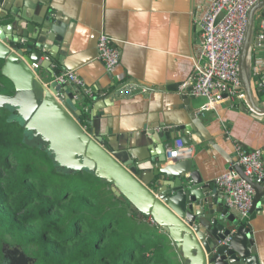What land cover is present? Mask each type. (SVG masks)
Masks as SVG:
<instances>
[{
	"label": "water",
	"instance_id": "95a60500",
	"mask_svg": "<svg viewBox=\"0 0 264 264\" xmlns=\"http://www.w3.org/2000/svg\"><path fill=\"white\" fill-rule=\"evenodd\" d=\"M51 3L52 0H0V72L4 79L0 85L12 89L0 92V110L9 111L7 120L20 124L24 140L37 141L58 166L73 172L87 169L93 172L92 176L110 183L117 196H125L168 234L177 264H261L251 221L264 205V182L245 174L239 157L237 160L231 157L218 144L193 104H186V115L177 123L171 126L161 123L162 130H157L158 125L143 130L152 143L161 145L162 151L160 146L155 152L150 147L146 154L140 150L138 140L123 148L114 142V134L109 131L88 130L82 122L84 110L77 104L75 93L68 84L56 80L63 71V67L53 65L60 59L55 54L56 48L40 42L38 36H30L36 25L54 30L56 8ZM263 7L264 0H260L249 10L239 60L245 100L236 101L242 112L264 120V106H258L254 100L248 70L255 15ZM32 9L40 13L39 20L30 18ZM222 16L220 13L216 23ZM43 57L46 59L42 60ZM34 63L39 67H33ZM41 68L50 70L51 81L42 78ZM184 85L183 82L171 89L179 91ZM192 89L190 83L181 90L184 100L194 98ZM194 135L212 144L232 165L231 169L254 189L247 216L242 217L226 204L192 158H167L178 139L183 145L197 144ZM2 252L1 264L35 263L15 244L4 243Z\"/></svg>",
	"mask_w": 264,
	"mask_h": 264
},
{
	"label": "crops",
	"instance_id": "0c3cea01",
	"mask_svg": "<svg viewBox=\"0 0 264 264\" xmlns=\"http://www.w3.org/2000/svg\"><path fill=\"white\" fill-rule=\"evenodd\" d=\"M209 1L52 0L56 8L54 30L36 25L30 36H38L40 42L56 48L55 54L60 59L53 65L63 67L62 73L73 70L93 88L92 100L86 103L81 99L77 103L88 114L87 124L83 123L88 130L109 131L114 134V142L123 148L138 140L140 150L148 154L150 147L155 152L161 145L152 143L143 130L154 125L162 130L161 123L169 126L177 123L186 115V104H193L209 133L237 160V142L247 150L264 146V120L242 112L237 99L224 100L203 112L205 98L194 96L184 100L180 93L190 84L195 60L202 59L199 22ZM31 11L30 18L39 20L40 13ZM102 33L113 38L121 53L120 63L112 71L98 58L97 43ZM255 37L256 34L248 70L254 100L262 107L264 83L256 66L264 58V47H255ZM40 74L46 82L52 80L50 70L41 68ZM183 82L185 85L179 91L171 89ZM68 86L75 96L80 94L78 86L73 83ZM194 137L197 144H193L196 151L192 159L205 180L212 181L214 189L224 197L216 180L232 165L208 141ZM177 143H181L180 139ZM251 223L258 258L264 264V205Z\"/></svg>",
	"mask_w": 264,
	"mask_h": 264
},
{
	"label": "trees",
	"instance_id": "16d2710c",
	"mask_svg": "<svg viewBox=\"0 0 264 264\" xmlns=\"http://www.w3.org/2000/svg\"><path fill=\"white\" fill-rule=\"evenodd\" d=\"M11 91L0 85V92ZM8 117L1 109L0 264L4 243L21 247L34 264L177 263L159 225L92 171L58 166ZM88 118L84 112L82 122Z\"/></svg>",
	"mask_w": 264,
	"mask_h": 264
},
{
	"label": "built area",
	"instance_id": "2783aa9c",
	"mask_svg": "<svg viewBox=\"0 0 264 264\" xmlns=\"http://www.w3.org/2000/svg\"><path fill=\"white\" fill-rule=\"evenodd\" d=\"M260 0H210L207 10L199 22L202 29V59L194 62V70L190 76L193 85L192 93L207 101L202 111L214 108L218 103L230 100H243L242 80L239 70V60L242 44L248 23L250 8ZM220 13L222 18L216 19ZM257 24L254 29L255 47H264V7L256 12ZM255 15V16H256ZM98 58L112 71L121 60L119 48L113 38L102 33L98 39ZM257 64V73L264 83V58ZM33 67H39L34 63ZM59 83L75 84L80 89L77 100L94 97V90L73 70H68L56 77ZM83 95V97H82ZM181 142V141H180ZM239 163L245 174L252 180L264 182V146L247 150L241 143L235 144ZM196 151L195 145L176 143L171 153L166 156L170 160L192 158ZM216 183L223 193L226 204L238 211L242 217L249 214L255 191L234 169L221 174Z\"/></svg>",
	"mask_w": 264,
	"mask_h": 264
},
{
	"label": "rangeland",
	"instance_id": "374dc122",
	"mask_svg": "<svg viewBox=\"0 0 264 264\" xmlns=\"http://www.w3.org/2000/svg\"><path fill=\"white\" fill-rule=\"evenodd\" d=\"M256 24H257V15L255 16V22H254V29L256 28ZM2 81H4V79H2ZM11 244V243H10ZM16 245V244H15ZM177 264V263H176Z\"/></svg>",
	"mask_w": 264,
	"mask_h": 264
}]
</instances>
